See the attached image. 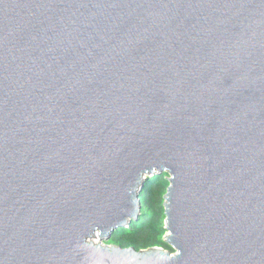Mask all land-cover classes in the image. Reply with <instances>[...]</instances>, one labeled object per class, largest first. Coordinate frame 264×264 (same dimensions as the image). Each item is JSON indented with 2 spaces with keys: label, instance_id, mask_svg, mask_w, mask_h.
Listing matches in <instances>:
<instances>
[{
  "label": "water",
  "instance_id": "water-1",
  "mask_svg": "<svg viewBox=\"0 0 264 264\" xmlns=\"http://www.w3.org/2000/svg\"><path fill=\"white\" fill-rule=\"evenodd\" d=\"M0 264H264V0H0Z\"/></svg>",
  "mask_w": 264,
  "mask_h": 264
},
{
  "label": "trees",
  "instance_id": "trees-1",
  "mask_svg": "<svg viewBox=\"0 0 264 264\" xmlns=\"http://www.w3.org/2000/svg\"><path fill=\"white\" fill-rule=\"evenodd\" d=\"M167 177L168 175L163 174L151 178L146 183L143 193L139 197L145 215L139 221L131 223L129 229H119L112 236V243L114 242L124 249L135 248L137 251H141L162 247L174 253V250L163 239L167 234L164 223L166 217L162 207L169 187Z\"/></svg>",
  "mask_w": 264,
  "mask_h": 264
},
{
  "label": "rangeland",
  "instance_id": "rangeland-1",
  "mask_svg": "<svg viewBox=\"0 0 264 264\" xmlns=\"http://www.w3.org/2000/svg\"><path fill=\"white\" fill-rule=\"evenodd\" d=\"M146 183H147V182H146ZM145 185H146V184H145ZM144 188H145V187H144ZM142 193H143V191L141 192L140 196L142 195ZM163 201H164V199H163ZM141 206H142V207H141V209H140V211H141L140 218H141L142 216L145 215V214L143 213V211H144V207H143L142 204H141ZM162 207H163V206H162ZM163 208H164V207H163ZM140 218H139V219H140ZM137 221H139V220H137ZM133 222H134V221H133ZM133 222H131V223H133ZM164 223H165V221H164ZM130 225H131V224H128V226L126 227V229H129ZM165 236H166V235H165ZM165 236H164L163 239H165ZM105 245H106V246H109V247H114V246H115V247H118V245H116V243H114V242L112 243V242H111V239H110L108 242H105ZM159 248H162V247H159Z\"/></svg>",
  "mask_w": 264,
  "mask_h": 264
},
{
  "label": "bare ground",
  "instance_id": "bare-ground-1",
  "mask_svg": "<svg viewBox=\"0 0 264 264\" xmlns=\"http://www.w3.org/2000/svg\"><path fill=\"white\" fill-rule=\"evenodd\" d=\"M99 241H100V237H99V236H95V237H94V242H95V243H98Z\"/></svg>",
  "mask_w": 264,
  "mask_h": 264
}]
</instances>
